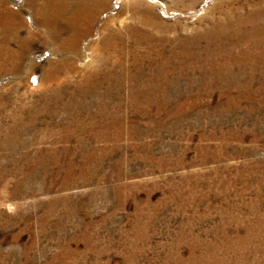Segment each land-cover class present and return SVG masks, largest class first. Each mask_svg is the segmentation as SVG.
<instances>
[{
    "label": "rangeland",
    "instance_id": "1",
    "mask_svg": "<svg viewBox=\"0 0 264 264\" xmlns=\"http://www.w3.org/2000/svg\"><path fill=\"white\" fill-rule=\"evenodd\" d=\"M0 264H264V0H0Z\"/></svg>",
    "mask_w": 264,
    "mask_h": 264
}]
</instances>
